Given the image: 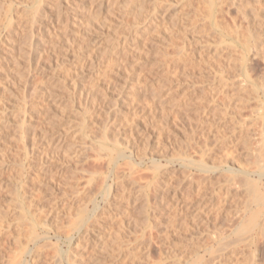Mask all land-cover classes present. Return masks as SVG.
I'll use <instances>...</instances> for the list:
<instances>
[{
  "label": "rangeland",
  "instance_id": "374dc122",
  "mask_svg": "<svg viewBox=\"0 0 264 264\" xmlns=\"http://www.w3.org/2000/svg\"><path fill=\"white\" fill-rule=\"evenodd\" d=\"M103 1L0 0V264H264V202L242 181L221 202L263 158L264 0Z\"/></svg>",
  "mask_w": 264,
  "mask_h": 264
},
{
  "label": "bare ground",
  "instance_id": "6f19581e",
  "mask_svg": "<svg viewBox=\"0 0 264 264\" xmlns=\"http://www.w3.org/2000/svg\"><path fill=\"white\" fill-rule=\"evenodd\" d=\"M98 1H100V0H98ZM213 1H214V0H213ZM38 2H39V1H38ZM41 2H42V1H41ZM130 2H131V1H130ZM133 2H134V1H133ZM210 2H211V1H210ZM43 3H44V1H43ZM211 3H213V2H211ZM211 3H210V4H211ZM215 4H216V3H215ZM50 5H51V4H50ZM104 5H105V1L101 0V2H100V6H99V5H98V6H99L100 8H102ZM211 5H212V4H211ZM39 6H40V3H39V5L37 6V11H38V9L40 8ZM84 6H85V5H84ZM96 6H97V5H96ZM141 6H142V4H141ZM38 7H39V8H38ZM41 7L44 9V7L42 6V4H41ZM46 7H47V6H46ZM52 7H53V6H52ZM47 8H48V7H47ZM50 8H51V7H50ZM50 8H49V9H50ZM55 8H58V9L56 10V11H57V13H56V15H57V20H62L63 17H65V15H64V11L62 10V5L60 4V5H58V6H55ZM141 8H143V6H142ZM141 8H140V9H141ZM211 8H212V7H211ZM98 9H99V8H98ZM46 10H47V9H46ZM48 11H49V10H48ZM52 11H53L54 13L56 12L55 9H52ZM44 12H45V11H41V10H40V14L43 15ZM50 12H51V11H49L48 13H50ZM212 12H213V11H212ZM36 13H37V12H36ZM46 13H47V12H46ZM49 15H50V14H49ZM52 15L54 16V14H52ZM56 15H55V16H56ZM256 15H257V14H256ZM36 16H37V15H36ZM45 16H46V15H45ZM45 16H43V18H44ZM257 16H258V15H257ZM34 17H35V16H34ZM34 17H33L32 19H34ZM39 17H40V15H39ZM149 17H151V16H149ZM255 17H256V16H254V18H255ZM36 18H37V17H36ZM36 18H35V19H36ZM257 18H258V17H257ZM257 18H256V19H257ZM11 19L14 20L13 18H11ZM35 19H34V20H35ZM256 19H255V20H256ZM17 20H18V19H17ZM39 20H40V19H39ZM67 20H68V18H67ZM14 21H15V20H14ZM18 21H19V20H18ZM27 21H28V20H27ZM40 21H41V20H40ZM257 21H258V20H257ZM12 22H13V21H12ZM30 22H31V21H30ZM30 22H29V23H30ZM33 22H34V21H33ZM10 23H11V22H10ZM10 23H9V24H10ZM14 23H15V22H14ZM29 23L27 22V24H29ZM12 24H13V23H12ZM32 24H33V23H32ZM33 25H34V24H33ZM33 25H31V26H33ZM10 26H11V24H10ZM13 26H15V25L13 24ZM16 26H17V25H16ZM21 26H22V25H21ZM23 26H24V23H23ZM29 26H30V24H29ZM136 26H137V25H136ZM146 26H147V25H146ZM249 26H250V25H249ZM19 27H20V25H19ZM24 27H25V26H24ZM20 28H21V27H20ZM26 28H27V27H26ZM29 29H30V32H32V31H31V28H29ZM130 29H131V28H130ZM134 29H135V28H134ZM131 30H132V29H131ZM131 30H130V31H131ZM138 30H139V29H138ZM248 30H249V31H248V32H249V35L251 36V35H252V34H250V32H252V31H251V27H250V29H248ZM138 33H139V31H138ZM252 33H253V32H252ZM30 34H31V33H30ZM30 34H29V35H30ZM135 34H136V32H135ZM32 35H33V34H31V36H32ZM122 35H123V34H122ZM133 36H134V35H133ZM133 36H132V37H133ZM250 36H249V37H250ZM118 37H120V38H118V40H116V41H117V44H115V46L117 45V47H118V51L116 50V51H117L116 53H118V55L121 54V53H123L124 51H127V50L130 51V50H129L130 48H131V50H132V49H135V50H136V48L138 47V46H136V43H137V42H135V39H136V38H132V37L128 36L127 33H126V35L118 36ZM134 37H136V35H135ZM31 38H33V37H31ZM137 38H138V37H137ZM246 38H247V37H246ZM246 38H245V39H246ZM254 38H256V37H254ZM33 39H35V38H33ZM245 39H244V42H245ZM247 39H250V38H247ZM137 40H138V39H137ZM137 40H136V41H137ZM250 40H251V39H250ZM32 41H33V40H32ZM139 41H140V40H138V42H139ZM241 41H243V40H241ZM248 41H249V40H248ZM251 41H252V40H251ZM253 41H254V40H253ZM253 41H252V42H253ZM29 42L32 43L31 40H30ZM246 42H247V41H246ZM252 42H251V43H252ZM26 43H27V42H25L24 45H25ZM249 43H250V41H249ZM249 43H248V44H249ZM257 43H258V42H257V40L255 39L254 45L257 46ZM35 44H36V43H35ZM137 44H138V43H137ZM248 44H247V45H248ZM252 44H253V43H252ZM26 45H28V44H26ZM26 45H25V47H26ZM32 45H34V44L32 43ZM52 45H53V44H52ZM56 45H57V44H56ZM56 45H54V46H56ZM138 45L141 46V44H138ZM140 46H139V47H140ZM241 46H242V44H241ZM243 46H244V44H243ZM243 46H242V47H243ZM25 47H24V48H25ZM27 47L30 49L31 45L29 44V46H27ZM27 47H26V48H27ZM133 47H134V48H133ZM135 47H136V48H135ZM139 47H138V48H139ZM249 47H250V46H249ZM252 47H253V46L251 45L250 48H252ZM22 48H23V47H22ZM26 48L23 49V50H26ZM28 48H27V49H28ZM243 48H244V47H243ZM253 48H255V47H253ZM253 48H252V49H253ZM20 49H21V48H20ZM31 49H32V48H31ZM139 49H140V48H139ZM180 49H181L180 51L183 50L182 48H180ZM248 49H249V48H248ZM248 49H247V50H248ZM257 49H258V48H257ZM249 50H250V52H251V49H249ZM255 50H256V48H255ZM258 50H259V49H258ZM138 51H139V50H138ZM183 51H184V50H183ZM242 51H243V50H242ZM242 51H241V52H242ZM244 51H245V50H244ZM253 51H254V49H253ZM256 51H257V50H256ZM259 51H260V50H259ZM31 52H32V55H33V51H31ZM245 52H246V51H245ZM245 52H244V53H245ZM21 53L23 54V51H22V50H21ZM24 53H25V51H24ZM27 53H28V56H27V57H29V52H27ZM125 53H126V52H125ZM242 53H243V52H242ZM247 53L249 54V51H248ZM257 53H258V52L255 53V54L257 55L256 57H259V56H258L259 54H257ZM260 53H261V52H260ZM25 54H26V53H25ZM123 54H124V53H123ZM183 54H184V53H183ZM23 55H24V54H23ZM30 55H31V53H30ZM32 55H31V56H32ZM118 55L116 54V56H118ZM242 55H243V54H242ZM242 55H241V56H242ZM249 55H250V54H249ZM261 55H262V54H261ZM25 56H26V55H25ZM40 56H41V55H40ZM230 56H231L230 58L233 57L232 55H230ZM41 57H42V56H41ZM187 57H188V56H187ZM239 57H240V56H239ZM256 57H255V58H256ZM30 58H31V57H30ZM35 58H36V57H35ZM43 58H44V57H43ZM241 58H242V57H241ZM245 58H246V56H245ZM261 58H262V56H261ZM31 59H33V58H31ZM39 59H40V58H39ZM242 59H243V58H242ZM242 59H240V60H242ZM247 59H248V57H247ZM28 60H29V59H28ZM244 60H245V59H244ZM249 60H251V58H249L248 61H249ZM263 60H264V57H263ZM30 61H31V60H30ZM33 61H34V59H33ZM33 61H32V62H33ZM248 61H247V62H248ZM40 62H41V64H42V61H40ZM243 62H244V61H243ZM245 62H246V61H245ZM245 62H244V67L247 65V62H246V63H245ZM249 63H250V61H249ZM42 65H43V64H42ZM42 65H41V66H42ZM184 65H185V64H184ZM248 65H249V64H248ZM248 65H247L246 67H248ZM240 66H241V65H240ZM242 66H243V65H242ZM247 69H249V68H247ZM247 69H245V70L243 69V71H246ZM246 72H247V71H246ZM248 72H249V71H248ZM249 74H250V72H249ZM245 75H247V73H246ZM247 76L249 77V75H247ZM248 77H247V78H248ZM250 78H251V76L249 77V79H250ZM252 78H253V76H252ZM232 79H234V77H233ZM253 79H254V78H253ZM250 80H252V79H250ZM250 80H248V81H250ZM231 81H232V80H231ZM250 82H252V81H250ZM227 83H228V82H227ZM231 83H232L233 85H235V87L238 86L237 88H239V87L241 86L242 88H240V89L245 88V87H243V86H244L245 84H248V83H247V80H241V79H234L233 82H231ZM245 86H247V85H245ZM240 89H239V90H240ZM220 93H222V91H220ZM190 94H191V93H190ZM190 96H191V95H190ZM39 109H40V108H39ZM24 110H25V109H24ZM27 110H28V108H27ZM41 110H42V109H41ZM23 112H24V111H23ZM26 113H27V111H26ZM24 114H25V113H24ZM27 120H29V119L27 118L26 121H27ZM24 125H25V124H24ZM41 127H42V126H41ZM41 127H40V128H41ZM52 128L54 129L55 127H52ZM48 129H49V128H47V130H48ZM50 129H51V128H50ZM55 129H56V128H55ZM40 130H41V129H40ZM43 130H44V129H43ZM51 130H52V129H51ZM51 130H50V131H51ZM41 131H42V130H41ZM37 133L39 134V132H37ZM41 133H42V132H40V135H41ZM46 133H47V132H46ZM46 133H45V131H44V135H46ZM103 133H105V132H103ZM35 134H36V133H35ZM107 134H108V133H107ZM36 135H37V134H36ZM40 135H39V136H40ZM54 135H55V133H54ZM61 135H62V134L60 133V136H61ZM49 136H50V135H49ZM37 137H38V136H37ZM46 137H47V136H46ZM104 137H105V136H103L102 139H101V141L104 139L103 144H104V143L106 142V140H107V139L105 140ZM106 137H107V135H106ZM34 138H35V137H34ZM55 138H56V137H55ZM64 138H65V136H64ZM44 139L46 140L45 137H44ZM47 139H48V137H47ZM53 139H54V137L52 136V138H49L48 140H46V141H44V142H46V144H47V141L49 142V140H50V141L52 142ZM58 139H59V141H57V142H58V148H59V146L62 145L60 142H61V140H63V139H62L61 137H59ZM66 139H67V138H66ZM35 140H36V139H35ZM37 140H38V139H37ZM39 140H40V139H39ZM39 140H38V141H39ZM55 140H56V139H55ZM67 140H68V139H67ZM67 140H66V141H67ZM63 141H64V140H63ZM63 141H62V142H63ZM66 141H65V142H66ZM262 141L264 142V136H263V138H262ZM262 141H261V142H262ZM41 142H42V141H40V143H41ZM73 142H74V141H73ZM32 143L35 144V141H34V142L32 141ZM49 143H50V142H49ZM52 143H53V142H52ZM63 143H64V142H63ZM101 143H102V142H101ZM38 144H39V143H38ZM56 144H57V143H56ZM59 144H60V145H59ZM106 144H107V143H105V146L103 145L104 148L108 145V144H107V145H106ZM47 145H48V144H47ZM47 145H46V146H47ZM52 145H53V144H52ZM71 145H72V144H70V145H68V146H70V147L72 148V146L74 147L75 144L73 143V145H72V146H71ZM259 145H260V144H259ZM261 145H262V144H261ZM261 145H260V146H261ZM37 146H38V145H37ZM43 146H44V145H43ZM49 146H50V145H48V147H49ZM53 146H55V145H53ZM53 146H52V147H53ZM100 146H102V144H100ZM103 146H102V148H103ZM55 147L57 148V145H56ZM70 147H68V148H69V151H70ZM75 147H76V146H75ZM81 147H82V146L77 147V148H80V150H81V149H82ZM83 147H84V146H83ZM108 147H109V145H108ZM261 147H262V146H261ZM43 148H45V147H43ZM49 148H50V147H49ZM60 148H61V147H60ZM60 148L57 149V150L60 151V150L62 149V148H61V149H60ZM104 148H103V149H104ZM51 149H52V148H51ZM53 149H55V148H53ZM63 149H64V147H63ZM83 149L85 150V148H83ZM83 149L81 150L82 154L84 153V150H83ZM106 149H110V148H107V147H106ZM259 149H260V147H259ZM263 149H264V144H263V148H262V150H263ZM36 150L38 151V149H36ZM45 150H46V149H45ZM67 150H68V149H67ZM71 150H72V149H71ZM74 150H75V148H74ZM76 150H77V149H76ZM80 150H78V151H80ZM86 150H87V149H86ZM86 150H85V151H86ZM110 150H111V149H110ZM34 151H35V150H34ZM42 151L45 152L44 149H43ZM42 151H40V152H41L40 155L43 156L44 153L42 154ZM69 151H68V152H69ZM78 151H77V152H78ZM38 152H39V151H38ZM46 152H48V151L46 150ZM46 152H45V154H46ZM62 152H65V151H62ZM81 152H79L80 154L77 153L76 156H81ZM122 152H123V151H122ZM261 152H262V151H261ZM49 153H50V151H49ZM49 153H48V154H49ZM66 153H67V152H66ZM70 153H72V151H71ZM73 153H74V152H73ZM120 153H121V151H120ZM262 153H263V154H262ZM262 153L259 154L258 156H259V158H260V157H263V158H261V159L263 160V161H262L263 163L260 162L261 159L259 160L258 158H257L258 160L255 161V162L258 161V162L262 163V164H259V163L257 162V163L259 164V166H257V163H256V165L253 164V163H254V161H253L252 164H251V166H249V165H245V164L243 165V164H242L241 166H237V167H234V166L232 167V166H231V167H229L227 170H223V171H222V172L225 171L224 173H226V175H228V173H229V174L231 173V174L233 175V176H232L231 174H230V176H229V175H228V176L224 175V176L226 177V179H227L228 186H227V188H225L224 192L222 193V195H224V198L221 200L222 205H225V203L227 202V200H228V199L231 197V195L233 194V187H232V184L236 183V181H242V182L244 183V186L248 188L247 190L250 191V192L252 193V199H253L255 202H256V201H257V202H261V203L264 202V183H263V181H264V152H262ZM84 154H85V153H84ZM84 154H83V155H84ZM97 154H98V153H97ZM118 154H119V153H118ZM100 155H101V154H100ZM100 155H98V156H100ZM255 155H256V154H255ZM261 155H262V156H261ZM42 156H41L42 159L39 158L40 156H39L38 158L41 159V160H47V159H45L44 156H43V157H42ZM47 156H48V155H47ZM76 156H75V157H76ZM96 156H97V155H95V157H96ZM186 156H187V155H186ZM30 157H31V156H30ZM36 157H37V156H36ZM70 157H71V156H70ZM93 157H94V156H93ZM111 157H113V156H110V158H111ZM256 157H257V156H255L254 158L256 159ZM47 158H48V157H47ZM77 158H78V157H77ZM97 158L100 159V157H96V160H98ZM183 158H184V157H183ZM72 159H73V157H72ZM117 159H118V158H117ZM49 160H51V159H48V162H49ZM111 160H112V159H111ZM129 160H130V159H129ZM129 160H128V161H129ZM52 161H53V160H52ZM203 161H204V159H203ZM30 162H31V161H30ZM44 162H45V161H43V163H44ZM115 162H116V161H115ZM118 162H119V161H118ZM118 162H117V163H118ZM130 162H131V161H130ZM130 162H129V163H130ZM194 162H196V161H194ZM194 162H192V163L187 162V165H189V164L192 165ZM200 162H202V161H200ZM31 163H32V162H31ZM45 163H46V162H45ZM45 163H44V164H45ZM53 163H54V162H53ZM111 163H112V161H111ZM183 163H184V162H183ZM205 163H206V162H205ZM156 164H157V162H156ZM156 164H155V165H156ZM28 165H29V164H28ZM39 165H41V164H39ZM39 165H38V166H39ZM113 165H115V164H113ZM191 165H190V166H191ZM253 165H255V166H253ZM157 166H158V164H157ZM192 166H193V165H192ZM50 167H51V166H50ZM195 167H198V166L195 164ZM54 168H55V167H54ZM38 169H39V168H38ZM57 169H58V168H57ZM114 169H115V168H114ZM206 169H207V168H206ZM39 170H40V169H39ZM58 170H59V169H58ZM207 170H208V169H207ZM40 171H41V170H40ZM99 171H100V170H99ZM108 171H109V170H108ZM204 171H205V169H204ZM104 172H105V171H104ZM106 172H107V171H106ZM202 172H203V171H202ZM206 172H207V171H206ZM222 172H221V173H222ZM227 172H228V173H227ZM90 173H91V172H90ZM95 173L97 174V171H95ZM95 173H92V174H95ZM100 173H102V172L100 171ZM100 173L97 174V175L99 176ZM109 173H110V172H109ZM224 173H223V174H224ZM92 174H90V175L92 176ZM103 174H105V173H103ZM82 175H83V174H82ZM84 176H85V175H84ZM104 176L107 177L106 174H105ZM104 176L102 175V177H104ZM89 177H90V176H89ZM100 177H101V175H100ZM100 177H99V178H100ZM92 178H93V177H92ZM95 178H98V177H95ZM87 179H90V181H91V178H86L85 183L87 182ZM92 180H94V179H92ZM95 180H96V179H95ZM95 180H94V181H95ZM100 180H101V178H100ZM190 180H191V179H190ZM88 181H89V180H88ZM192 181H193V180H192ZM92 182H93V181H91V182H89V183H92ZM100 182H101V181H100ZM104 182H105V181H104ZM190 182H191V181H190ZM87 183H88V182H87ZM102 183H103V180H102ZM193 183H195V182L193 181ZM193 183H190V184H193ZM114 184H115V183H114ZM74 185H75V184H74ZM74 185H72V186H74ZM91 185L94 186L93 183H92ZM91 185H90V187H91ZM98 185H99V184H98ZM100 185H101V184H100ZM88 186H89V184H88ZM96 186H97V185H96ZM102 186H103V185H102ZM110 186H111V185H110ZM110 186H109V189L111 188ZM97 187H98V186H97ZM106 187H108V185H105L104 188H106ZM115 187H116V186H115ZM193 187H194V186H193ZM76 188H77V187H76ZM80 188H81V187H80ZM99 188H100V189H99V192H101L103 188H101L100 186H99ZM116 189H117V188H116ZM100 190H101V191H100ZM103 191H104V190H103ZM99 192H98V193H99ZM105 192H106V191H105ZM105 192H104V193H105ZM108 193L110 194V191H108ZM108 193H107V195H108ZM93 194H94V193H93ZM95 194H96V193H95ZM101 194H102V192H101ZM110 195H111V194H110ZM74 196H75V195H74ZM87 196H88V195H87ZM105 196H106V194H105ZM111 196H112V195H111ZM20 197H21V196H20ZM108 197L110 198V196H108ZM77 198H78V197H77ZM105 198H106V197H105ZM112 198H113V197H112ZM112 198H111V199H108V201H107L108 203L106 202V203H107V206L109 205V202H110L109 200H111V202H112ZM25 199H26V198H25ZM85 199H86V198H85ZM114 199H115V198H114ZM114 199H113V202H112V203H115V202H114ZM21 200H22V199H21ZM106 200H107V198H106ZM20 202H21V201H20ZM111 202H110V203H111ZM221 202H219V203H221ZM85 203H86V202H85ZM87 203H88V202H87ZM112 203H111L110 205H114V206H115L116 203H115V204H112ZM175 203H176V204H175ZM179 203H181L179 200H178V201H177V200L174 201V204H175V205H178V206H179ZM23 204H24V203H22V205H23ZM180 205H181V204H180ZM83 206H84V204H83ZM107 206H106V207H107ZM114 206H113V209H114ZM171 206H172V204H171ZM23 207H24V205H23ZM86 207H87V205H86ZM86 207H85V208H86ZM106 207H105V208H106ZM176 207H177V206H176ZM85 208H83V209H84L85 212H86V209H85ZM111 208H112V207H111ZM260 208H261V207H260ZM263 208H264V207H263ZM263 208L257 210L256 213L250 217V219H249V221H248L247 223L242 224L240 230L244 232V231L248 230L250 227H252V226L257 222V220H258V218H259V216H260V214H261ZM107 209H110V207H108ZM23 210H24V209H23ZM84 210H82V211H84ZM105 210H106V209H105ZM105 210H104V211H105ZM97 211H98V209H97ZM101 211H102V210H101ZM110 211H111V209H110ZM110 211H109V212H110ZM22 212H25V210L22 211ZM26 212H27V211H26ZM26 212H25V214H26ZM94 212H95V211H94ZM107 212H108V210H107ZM27 213H28V212H27ZM83 213H84V212H83ZM83 213H82V214H83ZM96 213H97V212H96ZM98 213H99V212H98ZM98 213H97L96 215H98ZM100 213H101V212H100ZM100 213H99V214H100ZM222 213L225 214V215L228 214V213H226L225 211H223ZM23 214H24V213H23ZM82 214H80V216H81ZM86 214H88V213H86ZM94 214H95V213H94ZM101 214H103V213H101ZM262 214H264V213H262ZM96 215H95V216L93 215L94 218L99 217V215H98L97 217H96ZM104 215H105V214H104ZM82 216H83V215H82ZM82 216H81V217H82ZM90 216H92V215L90 214ZM102 216H103V215H102ZM83 218H84V217H83ZM102 218H103V217H102ZM77 219L79 220V221L76 220L78 223L75 221L76 223H72V225H73V224H74V225L76 224V226H77V224H79V222L81 221L82 218L79 219V217H78ZM88 219H89V216H88ZM90 219H93V217H92V218L90 217ZM260 219H261V218H260ZM260 219H259V220H260ZM93 220H94V219H93ZM101 220H103V219H101ZM82 221H84V220L82 219ZM36 222H37V221H36ZM36 222H35V223H36ZM85 222H86V221H85ZM88 222H89V220H87V223H88ZM39 223H40V222H39ZM81 223H82V222H81ZM91 223H92V220H91V222H90V225H91ZM46 224H48V223H46ZM46 224H45L44 226H45V227H48V226H46ZM51 224H52V223H51ZM51 224H50V225L48 224L49 227L52 226ZM34 225H35V224H34ZM90 225H89V226H90ZM92 225H93V224H92ZM89 226L85 224V227H84V228L89 227ZM257 226H258V225H257ZM257 226H256V227H257ZM78 227H79V226H78ZM256 227H255V228H256ZM82 228H83V227H82ZM80 229H81V228H80ZM86 229H87V228H86ZM89 229H90V228H89ZM89 229H88L87 232H86V233H88V234H89V233L92 234V232L90 231L91 229L95 230L94 228H92V226H91V229H90V230H89ZM262 229H263V231H264V227H263ZM84 230H85V229H84ZM84 230H83V231H84ZM254 230H255V229H253L252 231H254ZM83 231H82V232H83ZM34 232H35V230H34ZM34 232L32 231L31 233L33 234ZM83 233H84V232H83ZM249 233H250V232H249ZM32 234H31V235H32ZM34 234H35V233H34ZM93 234H94V233H93ZM86 235H87V234H86ZM94 235H95V234H94ZM104 235H105V233H104V232H101V234H98V238H97V239L95 238L96 240H95V244H94V245H96V247L99 246V245H100V247H101V244H102V242H103V240H104ZM251 235H252V234H251ZM83 236H84V234H83ZM92 236H93V235H92ZM92 236H91V237H92ZM95 236L97 237V234H96ZM95 236H94V237H95ZM84 237H85V236H84ZM89 238H90V235H89ZM48 239H49V238H48ZM87 239H88V238H87ZM87 239H86V240H87ZM91 239H92V238H91ZM92 240H93V239H92ZM93 242H94V241H93ZM103 244H104V243H103ZM103 244H102V246H103ZM69 252H70V251H68V253H69ZM225 254H226V253H225ZM68 256H69V255H68ZM229 256H230V255H229ZM91 261H92V260H91ZM92 262H93V261H92ZM94 262H95L94 264H105V263H106V262H105V263H104V262L101 263V259H99L98 257H95ZM218 262H220V264H225V263L221 260V258H220L219 256H215V255H214V257H211V258H209L208 260H206V262H205L204 264H217ZM90 263H91V262H90ZM19 264H21V263H19ZM77 264H79V263H77Z\"/></svg>",
  "mask_w": 264,
  "mask_h": 264
}]
</instances>
